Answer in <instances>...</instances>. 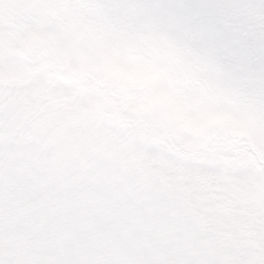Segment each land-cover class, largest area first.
<instances>
[{
	"label": "snow or ice",
	"instance_id": "1",
	"mask_svg": "<svg viewBox=\"0 0 264 264\" xmlns=\"http://www.w3.org/2000/svg\"><path fill=\"white\" fill-rule=\"evenodd\" d=\"M39 31L74 53L96 42L122 58L153 44L170 47L174 69L190 75L192 95L206 92L219 107L247 112L264 133V0H0V69L45 59L43 50L15 54L22 38ZM79 87L41 73L0 82V264H77V248L123 224L135 202L89 147L91 132L120 130L104 117L68 124L46 108V93L74 96L58 112L99 98ZM150 154L186 171L264 181L258 162L196 166L157 149ZM250 207L257 215L244 218L248 227L224 250L226 264H264V194Z\"/></svg>",
	"mask_w": 264,
	"mask_h": 264
},
{
	"label": "rangeland",
	"instance_id": "2",
	"mask_svg": "<svg viewBox=\"0 0 264 264\" xmlns=\"http://www.w3.org/2000/svg\"><path fill=\"white\" fill-rule=\"evenodd\" d=\"M37 50L46 58L35 66L0 69V82L41 73L79 85L78 93L98 92L88 107L63 112L57 109L72 105L74 96L46 93V108L68 124L104 117L120 130L91 132L89 147L116 170L117 181L135 198L123 224L77 248V264L96 259L111 264H226L224 250L235 246L248 227L244 218L257 215L250 206L264 194V181L186 171L150 150L196 166L264 165V133L251 116L219 107L206 92L192 95L190 75L174 69L178 57L170 47L153 44L143 54L131 51L122 58L96 42L74 53L54 33L39 31L22 38L15 54L29 56ZM240 144L252 152L240 150Z\"/></svg>",
	"mask_w": 264,
	"mask_h": 264
},
{
	"label": "trees",
	"instance_id": "3",
	"mask_svg": "<svg viewBox=\"0 0 264 264\" xmlns=\"http://www.w3.org/2000/svg\"><path fill=\"white\" fill-rule=\"evenodd\" d=\"M70 78H71V79H74V78L71 77V76H70ZM76 79H77V78H76ZM77 80H78V79H77ZM167 144H170L169 147H170L171 149H176V148L174 147V145H172V141H171V140H168V141H167ZM182 150H183V149H182Z\"/></svg>",
	"mask_w": 264,
	"mask_h": 264
}]
</instances>
